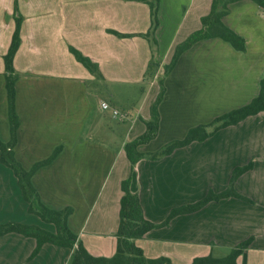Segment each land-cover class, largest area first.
I'll list each match as a JSON object with an SVG mask.
<instances>
[{"label":"crops","instance_id":"1","mask_svg":"<svg viewBox=\"0 0 264 264\" xmlns=\"http://www.w3.org/2000/svg\"><path fill=\"white\" fill-rule=\"evenodd\" d=\"M211 0H160L156 48L142 36L150 26L149 8L127 0H0V141H9L3 56L22 18L14 55L15 111L19 126L13 154L30 170L59 148L54 160L31 177L41 203L70 208L68 229L94 257L115 252L120 183L130 175L123 146L144 132L163 81L158 131L138 151L149 153L182 139L189 129L248 104L259 92L264 71V11L250 0L228 5L223 24L245 41L236 51L218 38L184 51L163 77L174 48L200 28ZM69 48L96 64L95 77ZM156 65L149 87L138 95L148 64ZM148 80V79H147ZM136 95V96H135ZM122 96V97H121ZM132 96L139 104L129 103ZM105 102L122 115L103 111ZM121 106V107H119ZM252 162L238 177L233 197L211 201L179 215L168 226L135 240L143 255L189 264L195 257L226 255L238 243H252L236 264H264V113L217 131L156 161L140 160L130 190L138 195L144 218L163 222L176 207L193 204L208 192H223L232 171ZM34 225L54 233L51 224L28 213L16 178L0 163V224ZM35 240L16 233L0 237V264H70L71 251L44 244L28 260ZM221 255V254H220Z\"/></svg>","mask_w":264,"mask_h":264},{"label":"trees","instance_id":"2","mask_svg":"<svg viewBox=\"0 0 264 264\" xmlns=\"http://www.w3.org/2000/svg\"><path fill=\"white\" fill-rule=\"evenodd\" d=\"M141 2L149 8L150 26L148 31L142 36L149 42L151 49H155L157 42L154 32L158 27V7L160 0H127ZM240 0H211L210 9L207 15L201 17L200 28L192 32L188 37L177 44L170 59V62L163 66V77L166 76L176 64L179 56L195 43L218 38L230 44L236 51H245V41L242 37L234 33L226 27L222 18L228 13V5ZM254 2L261 10L264 11V0H250ZM15 26L11 37V42L6 54L3 56L5 91L7 100V117L9 123V141L2 143L0 141V163L9 168L16 178L22 199L27 204L28 213L37 216L42 222L51 224L54 227V233L43 230L34 225H24L15 222H7L0 225V237L10 233H16L24 237H30L35 240V247L29 256L31 260L37 255L40 248L44 244H50L61 248H67L72 253L70 256V264H173L166 257H158L149 259L143 255L142 250L136 246L135 240L141 239L151 230L168 226L172 218L179 215L191 214L199 211L207 203L211 201H219L224 198L233 197L246 202L249 199L240 196L234 190V183L239 176L252 168V162L243 167L235 168L229 179L228 187L221 193L214 194L208 192L201 200L189 204L173 208L166 219L154 224L144 218L138 195L130 190L131 174L133 168L140 160L156 161L160 160L175 150L186 147L194 142H203L207 138L214 135L217 131L234 126L243 120L264 113V71L259 82V92L248 104L224 113L208 125H200L188 130L186 135L180 140H174L166 143L154 152L142 153L138 151L140 146L148 144L156 137L158 131V104L164 93L163 81H157L159 86L158 94L149 108L148 120H143L144 132L130 142H126L123 146V152L130 164V175L120 183L122 196L119 200L118 226L115 232L116 246L115 252L111 257H94L88 253L77 237L68 229L67 219L72 213L70 208H64L56 211L45 207L38 196L36 189L31 183V177L34 172L50 164L59 152V148L44 161H40L33 165L30 170H25L15 159L13 148L16 144V134L19 126L18 117L15 111V82L17 74L13 68L14 55L20 44V26L22 18L18 13L17 6L14 7ZM70 53L75 60L80 63L88 72L95 77H100V72L96 64L92 63L88 58L84 57L77 50L69 48ZM156 65L153 62L148 64L144 74V79H151L155 74ZM252 238H248L236 246L232 247L224 256H206L195 257L189 264H236L237 258L249 248Z\"/></svg>","mask_w":264,"mask_h":264},{"label":"rangeland","instance_id":"3","mask_svg":"<svg viewBox=\"0 0 264 264\" xmlns=\"http://www.w3.org/2000/svg\"><path fill=\"white\" fill-rule=\"evenodd\" d=\"M160 79V77H158L157 78V80L156 81H158ZM140 85H136V88H137V91H138V95H139V93H141L142 91H144V90H146L147 89V87H149L148 85H149V80H147L146 78L145 79H142V81H140ZM136 96V95H135ZM135 96H132V98H131V100H129V103H135L136 105L137 104H139V102L141 101V97H135ZM122 97V96H121ZM119 107H121V106H119ZM165 145V144H164ZM163 146V145H162ZM161 146V147H162ZM160 147V148H161ZM3 224V223H2ZM1 225V224H0ZM221 254V255H220ZM220 256H223L222 255V252L221 253H219V255H217V257H220Z\"/></svg>","mask_w":264,"mask_h":264},{"label":"built area","instance_id":"4","mask_svg":"<svg viewBox=\"0 0 264 264\" xmlns=\"http://www.w3.org/2000/svg\"><path fill=\"white\" fill-rule=\"evenodd\" d=\"M263 17H264V14H263ZM100 108L103 111H109L111 113L112 118H114V119L122 118V115L119 113V111H117L116 109L112 108L110 105H108L105 102H101L100 103Z\"/></svg>","mask_w":264,"mask_h":264}]
</instances>
